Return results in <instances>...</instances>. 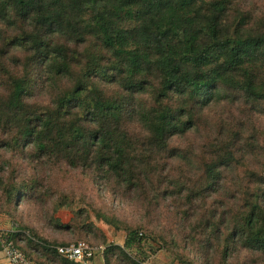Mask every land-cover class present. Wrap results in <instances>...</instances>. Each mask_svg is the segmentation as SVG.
<instances>
[{"label": "trees", "instance_id": "1", "mask_svg": "<svg viewBox=\"0 0 264 264\" xmlns=\"http://www.w3.org/2000/svg\"><path fill=\"white\" fill-rule=\"evenodd\" d=\"M104 196L143 212L97 213L123 246H103L83 208L52 217ZM0 201L31 264H78L56 251L77 241L104 247L103 264H141L148 241L179 264H264V8L0 0Z\"/></svg>", "mask_w": 264, "mask_h": 264}, {"label": "rangeland", "instance_id": "2", "mask_svg": "<svg viewBox=\"0 0 264 264\" xmlns=\"http://www.w3.org/2000/svg\"><path fill=\"white\" fill-rule=\"evenodd\" d=\"M252 3L264 8V0H252ZM81 190L83 189L81 188ZM69 196L70 195L67 196V199L71 198ZM74 204V202H71V205L68 207L61 208L57 212L53 213L52 217L63 225L70 224L73 218V212L83 208L87 212L88 221L104 235L106 244L103 246L111 244L123 246L126 234L123 230L117 231L112 226H109L102 220H99L96 216L97 213H102L106 216H114L123 225H130L138 222L142 217L140 214H143L141 208L137 206L136 202H120L117 200H112L109 196H104L101 198V200H94L90 203L92 207L81 204H77L75 207ZM1 206L2 203L0 201V238L7 233H10L13 228L11 221L6 217L5 214L1 213ZM93 209L97 210L95 214ZM16 213L23 222L38 228L44 235L55 236L58 238L60 237V235L53 233L52 227L48 224L50 214H47L44 209L33 208L27 203H21ZM156 247L157 244L148 241L146 243L145 249L143 251L137 252L135 255L138 260H149L154 264H179L175 258L163 250H158L155 253H152L148 250V248L156 249ZM0 258H2V255H0ZM0 264L9 263L0 259ZM97 264H103L102 256L97 259Z\"/></svg>", "mask_w": 264, "mask_h": 264}, {"label": "built area", "instance_id": "3", "mask_svg": "<svg viewBox=\"0 0 264 264\" xmlns=\"http://www.w3.org/2000/svg\"><path fill=\"white\" fill-rule=\"evenodd\" d=\"M139 233V237H141ZM104 247H93L85 241L56 247L57 253L68 261L78 264H97ZM0 255L9 264H31L30 259L9 240L8 233L0 238ZM141 264H154L149 260H144Z\"/></svg>", "mask_w": 264, "mask_h": 264}, {"label": "crops", "instance_id": "4", "mask_svg": "<svg viewBox=\"0 0 264 264\" xmlns=\"http://www.w3.org/2000/svg\"><path fill=\"white\" fill-rule=\"evenodd\" d=\"M0 259H2V260H4L5 262H7L5 259H3V258H0Z\"/></svg>", "mask_w": 264, "mask_h": 264}]
</instances>
